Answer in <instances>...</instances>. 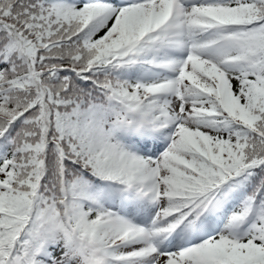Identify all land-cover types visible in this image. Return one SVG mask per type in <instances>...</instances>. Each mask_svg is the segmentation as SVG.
I'll list each match as a JSON object with an SVG mask.
<instances>
[{"label": "snow or ice", "instance_id": "6c2138e0", "mask_svg": "<svg viewBox=\"0 0 264 264\" xmlns=\"http://www.w3.org/2000/svg\"><path fill=\"white\" fill-rule=\"evenodd\" d=\"M0 264H264V0H0Z\"/></svg>", "mask_w": 264, "mask_h": 264}]
</instances>
